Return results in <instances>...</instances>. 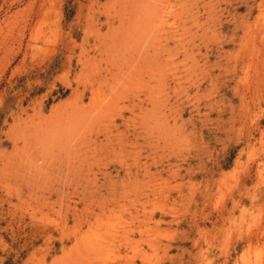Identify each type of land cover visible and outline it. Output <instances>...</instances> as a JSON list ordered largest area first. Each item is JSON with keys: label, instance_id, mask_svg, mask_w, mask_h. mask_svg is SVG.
I'll use <instances>...</instances> for the list:
<instances>
[{"label": "rangeland", "instance_id": "374dc122", "mask_svg": "<svg viewBox=\"0 0 264 264\" xmlns=\"http://www.w3.org/2000/svg\"><path fill=\"white\" fill-rule=\"evenodd\" d=\"M0 264H264V0H0Z\"/></svg>", "mask_w": 264, "mask_h": 264}, {"label": "bare ground", "instance_id": "6f19581e", "mask_svg": "<svg viewBox=\"0 0 264 264\" xmlns=\"http://www.w3.org/2000/svg\"><path fill=\"white\" fill-rule=\"evenodd\" d=\"M141 2V1H140ZM149 7V6H148ZM155 12V11H154ZM152 15V14H151ZM154 25V24H153ZM157 27V26H156ZM80 134V133H79ZM82 135V134H81ZM62 263V262H61Z\"/></svg>", "mask_w": 264, "mask_h": 264}]
</instances>
